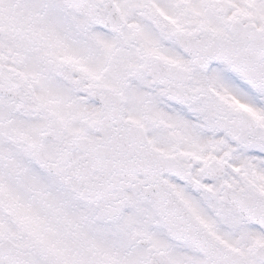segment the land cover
Segmentation results:
<instances>
[{
	"label": "snow or ice",
	"instance_id": "obj_1",
	"mask_svg": "<svg viewBox=\"0 0 264 264\" xmlns=\"http://www.w3.org/2000/svg\"><path fill=\"white\" fill-rule=\"evenodd\" d=\"M0 264H264V0H0Z\"/></svg>",
	"mask_w": 264,
	"mask_h": 264
}]
</instances>
